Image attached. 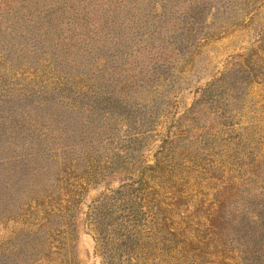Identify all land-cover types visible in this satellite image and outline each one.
I'll return each mask as SVG.
<instances>
[{"label":"rangeland","instance_id":"rangeland-1","mask_svg":"<svg viewBox=\"0 0 264 264\" xmlns=\"http://www.w3.org/2000/svg\"><path fill=\"white\" fill-rule=\"evenodd\" d=\"M0 264H264V0H0Z\"/></svg>","mask_w":264,"mask_h":264},{"label":"trees","instance_id":"trees-1","mask_svg":"<svg viewBox=\"0 0 264 264\" xmlns=\"http://www.w3.org/2000/svg\"><path fill=\"white\" fill-rule=\"evenodd\" d=\"M140 183V180L138 181H130L123 183L120 188H118L115 192L117 194H126L124 203H126V206L129 209L130 216L129 219L132 218L133 221H139V206L137 202H135V198L139 197L138 192L141 188L137 187L136 185ZM112 231H114V228H112ZM129 235H123V236H133L135 235V230L133 228L127 230ZM115 233V231H114ZM133 263V262H132Z\"/></svg>","mask_w":264,"mask_h":264}]
</instances>
